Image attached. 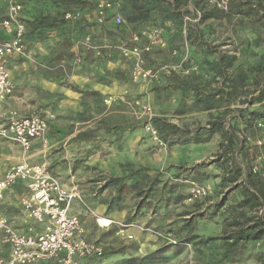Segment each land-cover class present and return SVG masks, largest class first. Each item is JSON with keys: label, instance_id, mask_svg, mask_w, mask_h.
I'll use <instances>...</instances> for the list:
<instances>
[{"label": "rangeland", "instance_id": "obj_1", "mask_svg": "<svg viewBox=\"0 0 264 264\" xmlns=\"http://www.w3.org/2000/svg\"><path fill=\"white\" fill-rule=\"evenodd\" d=\"M83 1L31 0L25 53L10 60L15 111L49 116L39 162L69 170L54 175L72 181L86 238L103 247L80 262L264 264V236L236 250L222 237L241 198L229 166L247 174L264 154V100L244 101L263 77L264 0H119L121 24L98 21V1ZM47 15L55 24L37 25ZM137 64L154 76L135 78ZM217 116L236 130L233 154L219 131L199 132ZM160 120L187 137L161 133ZM196 184L209 192L190 201Z\"/></svg>", "mask_w": 264, "mask_h": 264}, {"label": "built area", "instance_id": "obj_2", "mask_svg": "<svg viewBox=\"0 0 264 264\" xmlns=\"http://www.w3.org/2000/svg\"><path fill=\"white\" fill-rule=\"evenodd\" d=\"M25 1L4 0L6 11L0 26L6 37H0V104L14 91L8 61L25 53V23L21 19ZM97 1L98 21H110L113 24L123 22L119 13V0ZM217 3L220 7L227 6L226 0ZM194 10L200 17L198 9ZM184 14L186 21L196 20L189 14ZM154 31V37L158 36V32ZM134 38L138 39L137 36ZM145 48L149 49L148 46ZM132 50L139 53L135 46ZM133 76L145 79L153 77L154 73L151 69H143L137 64ZM139 103L140 101H135L136 105ZM48 128L46 118L36 112L20 115L15 110H10L7 118L0 124V137L20 145L27 152L31 141L45 137ZM259 156L260 168L254 169L261 170L264 176V154ZM20 180L25 184V191L20 195L19 204L25 213L26 223L30 221L32 224L20 231L0 212V242L8 248L6 256H0V264H79L87 257L102 255L103 247L86 238L85 226L80 216L70 210L72 201L79 198L74 187L64 186L45 165L30 164L23 160L7 169L0 177V200L4 190ZM190 190V201L209 192L208 187L200 184L193 185Z\"/></svg>", "mask_w": 264, "mask_h": 264}, {"label": "trees", "instance_id": "obj_3", "mask_svg": "<svg viewBox=\"0 0 264 264\" xmlns=\"http://www.w3.org/2000/svg\"><path fill=\"white\" fill-rule=\"evenodd\" d=\"M76 2H84L83 0H73ZM180 0H177L179 2ZM184 1V0H182ZM86 2V1H85ZM24 9L21 12V19L25 24L28 23V13L31 10V0H26L24 2ZM247 3L238 2L235 4L239 7L241 4ZM2 8H3V15L0 17L1 19L5 17L6 11V4L4 0H2ZM251 5L248 6V11L244 13H248L251 11ZM243 12V11H242ZM210 16V13L204 14V18ZM35 21H37V25L41 27L53 26L55 24V19L51 20L49 16L43 17H35ZM57 20V19H56ZM24 40L26 41L27 38V30L24 32ZM19 57V56H16ZM16 57H12L11 59H16ZM10 60V59H9ZM220 60L223 61L225 67H230L233 63V56L228 55L225 58L221 57ZM263 72L261 76L262 78L255 81L258 83L257 93H254L250 98H246L244 101L248 105H252L254 103L261 102L264 100V67L262 68ZM233 89H235L233 87ZM247 108H242L240 111H245ZM160 132L162 133L163 130H170L176 138L187 137L189 132L186 131V127L176 126L174 124L168 123L165 120H160ZM223 119L219 116L215 118V120H211L207 125H209V129H199V132L211 130L219 131L222 136L227 137V146L226 150L228 152H236L235 147L237 145L235 138H236V130L234 126H227L223 125ZM235 145V146H234ZM225 151V152H227ZM227 170V176L225 179L228 181H232L235 184V189H237L238 193L240 194L239 200L236 202L235 206H233L232 214V224L234 228L230 230L225 236L223 235L224 245L227 250H236L237 248L243 247L246 242L255 241L261 239L264 236V176L262 175L261 170L256 169H249L247 174H243L240 167H232ZM138 171V170H137ZM243 178V179H241ZM238 180H240V184H238ZM237 184V185H236ZM255 211V213H254ZM249 212V213H248ZM259 212V213H258ZM188 225L192 227L193 222L187 221ZM87 258H94V257H87ZM84 260V259H82ZM79 264H82L81 262Z\"/></svg>", "mask_w": 264, "mask_h": 264}, {"label": "crops", "instance_id": "obj_4", "mask_svg": "<svg viewBox=\"0 0 264 264\" xmlns=\"http://www.w3.org/2000/svg\"><path fill=\"white\" fill-rule=\"evenodd\" d=\"M0 37H6V34L1 29V26H0ZM10 60L8 61L7 66L10 69V79H11L12 84L14 85V91L10 97L6 98L0 104V124H2V121L7 118L8 112L10 110H15L14 100H12V98L15 95L14 94L15 87L17 85H16V83H14L12 75H11V68H10L11 61ZM16 112L19 113L20 115H26V114H31V113L36 112V113H38V114H40L46 118L48 125L50 127L49 116L45 115L42 111L34 110V111H27L26 112V111H21L18 109V110H16ZM29 147H30L29 150L27 152H24L22 147H20V145L14 143V142H11V141L7 142V141H3V140L0 141V177L3 176L4 172L7 169L18 164L20 161L24 160L30 164L41 163V162H39V160L41 159L40 157L42 154L45 155L48 147H43L41 140H39V138H34V140L31 141V144ZM64 148H65V151H64L65 155L63 156V158L67 160V159H69L70 152L66 146ZM51 166H52L51 167L52 169L47 167V169L50 173H53L55 175H56V173H58L60 175V177H64V178L67 177L69 170H66V169L59 170L58 168L53 167V165H51ZM116 171H119V170H116ZM64 178H62V179L60 178V180L62 181V183H64V185L67 188L68 187H74V186L70 185V184H72L71 183L72 181L69 183L68 178H67L68 183H65ZM72 178H73V176H72ZM24 191H25V184L22 180H20V181L16 182L15 184H13L12 186L6 188L3 192V195H2L3 198L0 200V212H2L4 215H6L8 217V219L10 220V222H11L12 226H14V228H17L20 231L25 229L28 224L29 225L32 224V223H30V221H29V223H26L25 213H24V211H22L21 205L19 204L20 195ZM75 201H72L70 210L74 213H77L79 216H81L80 215L81 213L74 207L76 204V203H74ZM7 251H8V248L5 247L0 242V256H6Z\"/></svg>", "mask_w": 264, "mask_h": 264}, {"label": "bare ground", "instance_id": "obj_5", "mask_svg": "<svg viewBox=\"0 0 264 264\" xmlns=\"http://www.w3.org/2000/svg\"><path fill=\"white\" fill-rule=\"evenodd\" d=\"M98 223L100 225H108L109 221L107 219H105V218H101V219L98 220Z\"/></svg>", "mask_w": 264, "mask_h": 264}]
</instances>
